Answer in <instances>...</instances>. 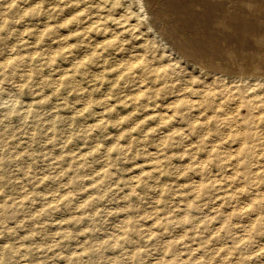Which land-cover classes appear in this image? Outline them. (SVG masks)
<instances>
[{"label":"rangeland","instance_id":"obj_1","mask_svg":"<svg viewBox=\"0 0 264 264\" xmlns=\"http://www.w3.org/2000/svg\"><path fill=\"white\" fill-rule=\"evenodd\" d=\"M256 6L264 0H0V264H264V180L241 177L234 143L213 147L229 139L213 109L174 110L205 90L229 94L218 95L229 112L234 77L264 78V46L249 58L241 36L264 42ZM208 24L234 46L192 65L184 43L202 46L195 33H214Z\"/></svg>","mask_w":264,"mask_h":264},{"label":"bare ground","instance_id":"obj_2","mask_svg":"<svg viewBox=\"0 0 264 264\" xmlns=\"http://www.w3.org/2000/svg\"><path fill=\"white\" fill-rule=\"evenodd\" d=\"M187 1V0H186ZM244 1V0H243ZM193 2V1H192ZM235 2V0H234ZM246 2V1H245ZM253 2V1H252ZM256 2V1H254ZM261 2V0H260ZM188 3V2H187ZM191 3V2H190ZM222 3V1H221ZM231 3V2H230ZM263 3V2H262ZM184 4V3H183ZM193 4V3H192ZM252 4V3H251ZM255 4V3H254ZM258 5V4H256ZM217 6V5H216ZM222 6V5H221ZM228 6H231L228 4ZM237 6V5H236ZM254 6V5H253ZM152 7V6H151ZM190 7V6H189ZM173 8V7H172ZM181 8V6H180ZM187 8V7H186ZM185 8V9H186ZM194 8V7H193ZM192 8V9H193ZM243 8V7H242ZM264 8V7H263ZM262 8V9H263ZM183 9V8H182ZM190 11H191V8H189ZM218 9V8H217ZM216 9V10H217ZM232 9V8H231ZM238 9V8H237ZM253 9H255V12H259V13H264V10L261 9V6H256L254 7ZM122 10V9H121ZM172 10V9H171ZM239 10V9H238ZM245 10V9H244ZM126 11V10H125ZM178 11V10H177ZM182 11V10H180ZM188 11V12H190ZM241 11V10H240ZM239 11V12H240ZM253 11V10H251ZM185 12V10H184ZM187 12V13H188ZM204 12V11H203ZM221 13V11H219ZM228 12V11H227ZM233 12V10L231 11ZM254 12V11H253ZM186 13V12H185ZM184 13V14H185ZM195 13V12H194ZM197 13V12H196ZM235 13V12H234ZM250 12L249 9L246 10V15H249ZM258 13V14H259ZM181 14V13H180ZM199 14V13H198ZM196 14V15H198ZM207 14V13H206ZM255 14V13H254ZM258 14L255 16L257 17ZM171 15V14H170ZM193 15V14H192ZM225 15V14H224ZM229 15V14H228ZM181 16V15H180ZM185 16V15H183ZM190 16V15H189ZM233 16V15H232ZM236 16V15H235ZM264 16V15H263ZM136 17V16H135ZM179 17V16H178ZM196 17V16H194ZM206 17V16H204ZM239 17V16H238ZM248 17V16H247ZM246 17V18H247ZM176 18V17H175ZM189 18V17H188ZM197 18V17H196ZM207 18V17H206ZM222 18V17H221ZM225 18V17H224ZM231 18V16H230ZM94 19V18H93ZM204 19V18H203ZM218 19V18H217ZM236 19V18H235ZM239 18H237L238 20ZM256 19V18H255ZM259 19V18H258ZM256 19V20H258ZM264 18H262L263 20ZM171 20V19H170ZM189 20V19H188ZM205 20V19H204ZM202 21L203 23H206L205 21ZM213 20V19H212ZM253 20V19H252ZM199 21V20H198ZM230 21V20H229ZM251 21V20H250ZM132 22V21H131ZM193 22H195L193 20ZM201 22V21H200ZM217 22V21H216ZM241 22V21H240ZM244 22V21H243ZM133 23V22H132ZM158 23V22H157ZM232 23V22H231ZM235 24V22H233ZM232 23V24H233ZM238 23V22H237ZM242 23V22H241ZM254 23V22H253ZM259 23V22H258ZM174 24V23H173ZM191 24H192V21H191ZM198 24V23H196ZM219 24V23H217ZM225 24V23H224ZM230 24V23H229ZM239 24V23H238ZM200 25V24H199ZM202 25V24H201ZM210 25V24H208ZM241 25V24H239ZM245 25V24H244ZM248 25V24H247ZM253 25V24H252ZM262 25H264V20L262 21ZM194 26V25H193ZM197 26V25H196ZM211 28L215 29L214 33H211L210 31V28L208 29V32H204L208 35H204V34H197L198 36H201V42H202V46L199 45V43H195L194 40H191L190 42H187V43H184L187 45V47L185 48V51L184 52V57L187 58L188 61H192V65H195L193 62L196 61L195 59H198L197 56L198 53H203L204 55L206 54H212L214 57L216 55V53H222L223 51H227L229 48L227 47L228 45H232L234 46V44H230V42H232V40L234 39L233 37V34L231 32H226V34L224 33L225 30L224 28L220 29V28H217L216 26H213V25H210ZM221 26V25H220ZM225 26V25H224ZM236 26V25H235ZM251 26V25H250ZM257 26V25H256ZM255 26V27H256ZM260 26V25H259ZM191 27V26H190ZM189 27V28H190ZM202 27V26H201ZM200 27V28H201ZM232 27V26H231ZM244 27V26H243ZM248 27V26H247ZM255 27H254V30H255ZM186 28V27H185ZM191 28H195V27H191ZM197 28V27H196ZM195 28V29H196ZM199 28V27H198ZM207 28V27H206ZM241 28V27H240ZM249 28V27H248ZM253 27H251L252 29ZM184 29V28H183ZM187 29V28H186ZM194 29V30H195ZM205 29V28H204ZM212 29V30H213ZM236 29V28H235ZM245 29V27H244ZM242 29V31L244 30ZM263 29V32L261 34L259 33H256L257 36H259L258 38H264V26H262ZM193 30V31H194ZM201 30V29H199ZM203 30V29H202ZM237 30V29H236ZM246 30V29H245ZM187 31V30H186ZM206 31V30H205ZM261 31V30H260ZM190 33V31H189ZM203 33V32H202ZM236 33V31H235ZM177 34V33H175ZM219 34V35H218ZM242 34V33H241ZM244 34V33H243ZM241 35L243 37L244 40H246L248 43L249 41L252 43L251 46H247L245 47V52H249V58L250 56L251 57H254L256 55L255 52H257V47L259 45H263L264 46V42L262 43H256L253 42V39H250L249 36L245 34L244 35ZM248 34V33H247ZM253 34V33H252ZM184 35V34H183ZM190 35V34H189ZM237 35V34H236ZM181 36V35H180ZM194 36V35H193ZM187 37V36H186ZM256 37V36H255ZM182 38V37H181ZM192 38V37H191ZM195 38V37H194ZM236 38V37H235ZM61 39V38H60ZM185 39V38H184ZM193 39V38H192ZM257 39V38H256ZM181 40V39H180ZM219 40H225L224 43L219 41ZM263 40V39H262ZM179 41V39H178ZM142 42V41H141ZM175 42V41H174ZM182 42V41H181ZM258 42V41H257ZM113 43V42H112ZM193 43V44H192ZM237 43V42H236ZM179 44V43H178ZM183 45V44H182ZM192 47L190 48L189 47ZM238 45H241V44H238ZM206 47V48H204ZM241 48H239L240 50L239 51H244V48L242 49V45L239 46ZM261 47V46H259ZM258 47V48H259ZM177 48V47H176ZM180 48V47H179ZM233 48V47H232ZM178 49V48H177ZM69 50V49H68ZM234 50V49H233ZM262 50V49H261ZM232 51V49H231ZM260 51V50H259ZM247 52V53H248ZM262 52V51H261ZM264 52V51H263ZM263 52L261 54H263ZM130 53V52H129ZM128 53V54H129ZM224 53V52H223ZM233 53V52H232ZM53 54V53H52ZM202 54V55H203ZM246 54V53H245ZM260 54V53H259ZM124 55V54H123ZM135 55V54H134ZM137 55V54H136ZM223 55H226L223 54ZM243 55V54H242ZM261 56V55H260ZM202 57V56H201ZM200 57V58H201ZM212 57V58H214ZM248 57V56H247ZM263 57V56H262ZM261 57V58H262ZM191 58V59H189ZM225 58V56H224ZM222 58V59H224ZM234 58V57H233ZM239 58V57H238ZM255 58V57H254ZM202 59V58H201ZM240 59V58H239ZM137 60V58H136ZM225 60V59H224ZM233 60V59H232ZM128 61V64H129V69L132 68V64L134 63H130L129 60ZM229 61V60H227ZM238 61V60H237ZM235 60V62H237ZM248 61V60H247ZM258 61V60H257ZM262 61V60H261ZM183 62V61H182ZM185 62V61H184ZM198 62V60H197ZM203 62H204V59H203ZM210 62V61H209ZM216 62V61H215ZM214 62V63H215ZM230 62V61H229ZM234 62V63H235ZM225 63V62H224ZM238 63V62H237ZM244 63V62H243ZM197 64V63H196ZM204 64V63H203ZM213 64V63H212ZM246 64V62L244 63ZM174 65V64H173ZM206 64H204L205 66ZM225 65V64H223ZM202 65L201 68L204 67ZM220 66V65H219ZM231 66V65H230ZM248 66V65H247ZM205 68V67H204ZM255 68V67H254ZM258 68V67H257ZM141 69V68H140ZM188 69V68H187ZM195 69V68H194ZM208 69V68H207ZM212 69V68H211ZM221 69V68H220ZM218 69V70H220ZM224 69V67H223ZM234 69V68H232ZM191 70V69H190ZM210 70V69H208ZM247 70V69H246ZM255 70V69H254ZM263 70V69H262ZM247 71H250V70H247ZM192 72V71H191ZM252 72V71H251ZM250 72V73H251ZM151 73V72H150ZM166 73V72H165ZM244 73V72H243ZM263 73V72H262ZM192 74V73H191ZM196 74V73H195ZM233 74V73H232ZM258 74V73H257ZM256 74V75H257ZM260 74V73H259ZM183 75V74H182ZM169 77L170 79L171 76L169 74H164L162 76H159V77H154L155 78H166ZM222 76V77H221ZM225 74L222 73V74H219V78H221V80H224L225 79ZM138 77V76H137ZM143 77V76H142ZM261 77V76H259ZM248 78V77H242V76H238V77H234L233 79V82H237V85H236V88H235V93L232 94V96H236L237 97V106H245L248 110V115L246 116V114L242 113L244 116V118H240L237 114H236V111L238 108L237 106H234V107H229L230 108V111L227 112L225 109H224V102L223 101H220V99L218 98V95H223L222 97L224 98L225 96L228 97L229 94H226V92H223L221 94H217L216 92L214 91H211V92H206L205 90H202L201 92H196L199 96H200V100H197V103L198 104H191L187 99L183 98L182 99V104H179V106H177V110L176 108L174 109L175 112H177L180 117L186 119V115H188L190 113V111L193 109V108H200L198 109V113L200 114L201 112L203 111H207V110H210V109H213L211 110V114H210V117L209 118H212L214 120V122L218 125V127L216 128L217 132L216 133H222L224 130L227 131L228 133V137L229 139H223V141H219L217 140V143L215 145H213L214 148H218V147H224V148H227V147H231L232 146V143L235 144V148L238 149L242 155H241V159H242V162H239V163H235L238 169V171L240 172L241 174V177L243 179H247L248 182H253V181H259L260 182H263L262 179L264 180V177L263 175H258L260 173L257 172V169L258 167H256V165H254L255 163H257V160L259 159V157L257 156V154L255 153L257 149L261 148L262 146V143H263V137L260 135L261 133L259 132V129L260 128H264V114H261L260 112L264 109V93L260 94L258 92L259 89H261V86H264V78ZM214 78V77H213ZM229 78V77H228ZM126 79V78H125ZM181 79V78H180ZM185 79V78H184ZM127 80V79H126ZM177 80V79H175ZM173 80V81H175ZM203 80V79H202ZM186 81V79H185ZM220 81V80H219ZM189 82H190V79H189ZM204 82V81H203ZM165 83V82H163ZM191 83V82H190ZM56 84V82H55ZM160 84V83H159ZM213 84V83H212ZM169 85V84H168ZM203 85V84H202ZM160 86V85H159ZM185 86V85H184ZM141 87V86H140ZM187 88V86L185 87ZM214 90V89H213ZM137 92V91H136ZM177 92V91H175ZM241 93H245L244 95H242ZM190 96V95H189ZM219 96V97H220ZM206 97V98H205ZM159 98V97H158ZM173 100V99H172ZM202 100V101H201ZM205 102V109L204 107L201 109L202 107V103L201 102ZM174 103V101L172 102ZM235 105H236V102H234ZM167 105V104H166ZM165 106V105H164ZM233 106V105H232ZM168 108H170L169 104L167 106ZM236 107V108H235ZM165 110V112H171L170 109ZM226 108V107H225ZM235 108V109H234ZM77 109H75L76 111ZM80 110V109H79ZM239 110V109H238ZM102 111V110H101ZM182 111V113H181ZM161 114V113H160ZM163 114V113H162ZM243 117V116H242ZM100 118V117H99ZM208 119V118H207ZM198 120V119H197ZM178 121V120H177ZM154 123V122H153ZM195 123H196V120L194 119V117H189L187 120H186V126H188L190 129H196L197 126H195ZM207 125V124H206ZM91 126V125H90ZM256 129L258 130V132L256 131ZM199 135V134H198ZM219 136V135H218ZM163 138V137H162ZM262 138V139H261ZM160 140V138H159ZM206 139H202V142H205ZM261 150V149H260ZM211 151V150H210ZM229 152V151H228ZM235 153V152H234ZM233 153V154H234ZM134 154V153H133ZM231 154V153H230ZM240 158V157H238ZM257 159V160H256ZM238 159L236 158L235 161H237ZM105 161V160H104ZM200 161V160H199ZM186 162V161H185ZM188 163V162H187ZM232 163V162H231ZM202 164V163H201ZM239 166V167H238ZM210 167V166H209ZM212 171V170H211ZM231 171V170H230ZM233 177V176H232ZM194 179V178H193ZM198 182V180H197ZM196 182V183H197ZM252 184V183H251ZM243 186V185H242ZM263 192V191H262ZM221 194V193H220ZM194 195V194H193ZM249 197V196H248ZM238 200V199H237ZM213 202V201H212ZM244 202V201H243ZM233 205V204H232ZM246 205V204H245ZM245 205H242L244 206L245 208ZM241 206V207H242ZM155 209V208H153ZM258 209V208H256ZM255 209V212H256V215H260L262 211H259L257 210L256 211ZM230 210V209H229ZM245 214V213H244ZM250 217V216H249ZM252 217V216H251ZM260 221L264 220V218L262 216L258 217ZM244 220V219H243ZM245 221V220H244ZM243 221V222H244ZM245 223V222H244ZM218 225V224H217ZM242 228V227H241ZM244 237V236H243ZM183 238V237H182ZM81 239V238H80ZM263 245V244H262ZM196 247V246H195ZM264 247V246H263ZM261 248V247H260ZM258 250V249H257ZM200 258V257H199ZM171 260H165L164 259H161V258H155L154 259V263L153 264H179V263H171ZM218 260V259H217ZM26 263V262H24ZM217 263V262H216Z\"/></svg>","mask_w":264,"mask_h":264}]
</instances>
